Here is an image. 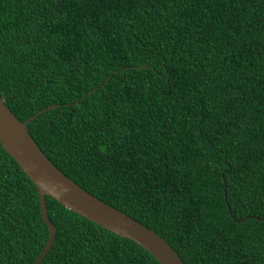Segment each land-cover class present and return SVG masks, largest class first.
Listing matches in <instances>:
<instances>
[{
	"label": "trees",
	"instance_id": "obj_1",
	"mask_svg": "<svg viewBox=\"0 0 264 264\" xmlns=\"http://www.w3.org/2000/svg\"><path fill=\"white\" fill-rule=\"evenodd\" d=\"M0 95L75 183L186 264H264V0H0ZM41 264H160L47 196ZM39 192L0 142V264H35Z\"/></svg>",
	"mask_w": 264,
	"mask_h": 264
},
{
	"label": "water",
	"instance_id": "obj_2",
	"mask_svg": "<svg viewBox=\"0 0 264 264\" xmlns=\"http://www.w3.org/2000/svg\"><path fill=\"white\" fill-rule=\"evenodd\" d=\"M59 106L51 105L26 121H21L0 95V142L36 185L43 221L49 231L48 242L35 264L43 262L58 232L49 216L47 196L114 234L132 240L147 250L160 264H186L180 254L156 231L94 196L49 160L30 135L28 125L43 112Z\"/></svg>",
	"mask_w": 264,
	"mask_h": 264
}]
</instances>
